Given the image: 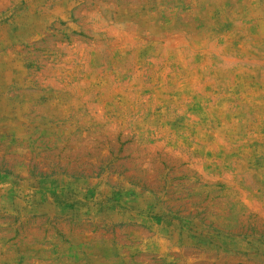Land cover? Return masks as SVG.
<instances>
[{
    "label": "rangeland",
    "instance_id": "374dc122",
    "mask_svg": "<svg viewBox=\"0 0 264 264\" xmlns=\"http://www.w3.org/2000/svg\"><path fill=\"white\" fill-rule=\"evenodd\" d=\"M0 264H264V0H0Z\"/></svg>",
    "mask_w": 264,
    "mask_h": 264
}]
</instances>
